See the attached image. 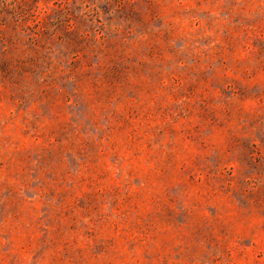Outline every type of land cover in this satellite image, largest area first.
I'll return each instance as SVG.
<instances>
[{
	"label": "rangeland",
	"instance_id": "1",
	"mask_svg": "<svg viewBox=\"0 0 264 264\" xmlns=\"http://www.w3.org/2000/svg\"><path fill=\"white\" fill-rule=\"evenodd\" d=\"M0 264H264V0H0Z\"/></svg>",
	"mask_w": 264,
	"mask_h": 264
}]
</instances>
